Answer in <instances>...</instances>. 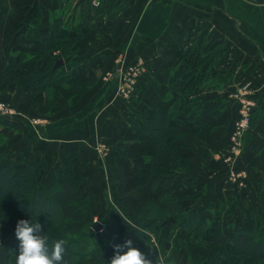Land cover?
<instances>
[{
    "label": "crops",
    "instance_id": "0c3cea01",
    "mask_svg": "<svg viewBox=\"0 0 264 264\" xmlns=\"http://www.w3.org/2000/svg\"><path fill=\"white\" fill-rule=\"evenodd\" d=\"M107 2L104 13L91 18L86 41L81 39L74 45L75 51L68 56L59 74L87 79L106 67H110L113 74L103 80L99 78L77 104L63 111V118L56 117L48 125L40 127L21 116L11 119L15 132L16 128L26 132L24 155L18 159L15 156L18 150L0 153V166L8 162L19 171H25L28 162L46 158L53 168L60 154L64 155L63 160L68 151L76 147L75 170L86 178L83 190L95 197L102 194L109 176L116 174L111 169L115 167V153L126 144L128 125L133 119L131 109L142 117L148 115L166 92L183 94L179 83L171 84L173 68L187 50L203 44L209 51L200 70L205 67L208 70L202 83L183 95L184 103L194 99L198 106L193 107V102L185 103L176 124L192 145L199 147V156L194 154L192 161L208 164V169L184 173L191 180L188 195L193 196L183 202L187 208L206 215V210H216L215 201L210 200L212 197L223 199L240 195L243 207L237 206L236 212L231 214L237 221L240 213L245 214L241 209L248 210L260 203L258 194L264 193V0ZM28 19L27 25L35 27L32 16ZM54 28L53 25L39 27L40 36L52 35ZM75 35L72 31V36ZM29 41L35 43L33 36L25 35L15 50L35 49L34 45L30 47ZM138 57L144 60L146 72L139 78L131 103V98L117 93L116 68L121 66V61ZM244 86L248 87L246 98L255 103L251 125L242 137L243 150L234 155L229 143L239 116V100L233 95ZM43 136L47 138L42 141ZM98 143L110 147L105 157L97 156ZM96 158L102 166L111 168H107V176L104 169L96 172ZM63 163L61 161L60 165ZM235 171H243L246 176L243 183L238 182L239 186L228 179H233ZM43 177L47 175L44 173ZM209 181L217 183L206 191L199 188V182L202 185ZM92 200L95 204L94 196ZM214 217L215 214H211L212 220ZM221 218L212 224L220 226ZM238 223L239 220L234 225L240 226Z\"/></svg>",
    "mask_w": 264,
    "mask_h": 264
},
{
    "label": "trees",
    "instance_id": "16d2710c",
    "mask_svg": "<svg viewBox=\"0 0 264 264\" xmlns=\"http://www.w3.org/2000/svg\"><path fill=\"white\" fill-rule=\"evenodd\" d=\"M35 5L33 27L27 23ZM60 6L61 0H15L13 17L0 12V90L13 82L26 90L43 86L47 90L34 95L32 106L45 113L56 108L54 93L58 89L63 107H71L99 79L97 74L87 79L57 77L62 65L55 68L56 62H68L71 48L80 39V34L70 36L67 27L57 28L40 48L29 52L15 50L31 29L38 38L39 27L49 25L50 13ZM56 48L61 49L58 55L53 53ZM208 51L203 44L187 50L171 75V84L179 83L183 94L166 92L146 117L133 118L128 125L126 146L115 153L116 174L109 179L117 188L124 212L130 213L125 228L122 218L107 216L100 218L101 229H92L95 221L89 222L86 216L93 212L94 204L92 195L82 188L85 177L75 170L76 147L68 151L67 164L47 179H43L49 166L46 158L28 162L25 171H19L12 163L1 165L0 221L12 228L21 219L38 222L41 234H46L49 242L65 240L69 264H110L113 245L129 239L153 264L160 260V245L172 240L186 243L195 259L201 250L208 249L218 251L224 264H264V227L258 226L256 219L230 233L199 212L184 209L181 196L175 194L183 158L178 156L173 141L184 134L176 120L182 111L179 108L183 95L202 83L208 67L202 71L200 67ZM36 59H42V68L33 64ZM0 123L14 124L2 115ZM130 231L132 236L127 237ZM18 247L15 236L0 249V262H14Z\"/></svg>",
    "mask_w": 264,
    "mask_h": 264
},
{
    "label": "rangeland",
    "instance_id": "374dc122",
    "mask_svg": "<svg viewBox=\"0 0 264 264\" xmlns=\"http://www.w3.org/2000/svg\"><path fill=\"white\" fill-rule=\"evenodd\" d=\"M120 3H121V1H120ZM36 5L33 8V11H31L29 14L30 16H32V20L34 19L33 17L35 15ZM106 6H108L107 0H61L60 8L58 10H56L55 12L50 13V22H49L50 24L49 25H53V27L55 26V28H54L55 30H57V28H59V27H61V28L67 27V28H69L70 36H72V31H75L76 32L75 36H78L80 34L79 40L83 39V41H86L84 39L87 36V30H88V26H89V23L91 21V18L95 14L104 13ZM119 6L123 7L121 4ZM15 11H16L15 0H0V12L2 14H5L8 18H11V17H13ZM106 14H108V13H106ZM81 25H82V27H80ZM34 32H35L34 29H31L30 31L27 32L26 35L27 36H33L35 43L32 42V44H31L30 43L31 41H29V43H30V47H32V45H34L33 47H35V49L40 48V46L51 36V35L50 36L49 35L44 36V37L39 36L38 38H35ZM38 34L39 33H37V35ZM74 45H73V47H74ZM73 47L71 48V54L75 51V50H73ZM32 50H34V49H32ZM27 52H29V51H27ZM60 52H61L60 48H56L53 51V53L56 55L60 54ZM41 60L36 59L33 62V64L38 68H42L41 67ZM64 62H65V60H64ZM112 74H113V71L111 70L110 67H106L104 70L101 69L97 73L98 78H100L99 80H101V79L103 80L106 77L108 78L109 75H112ZM60 75L61 74L57 75V77H59ZM62 75L68 76L66 73H64V74L62 73ZM91 88L89 90H91ZM46 90L43 88V86H36L30 90H26L17 82L11 83L8 88H6L4 90H0V115H2L3 117H5L7 119H14L15 117L21 116V117H23L22 119H26L27 121H30L34 125H39L40 127H41V125H48L56 117L57 118H59V117L63 118L64 117L63 111L67 108H71L72 106L71 107H67V106L63 107V105H62L63 102L61 99V97H62L61 89H58L54 93L55 105H56L55 109L49 111L48 113H45V112H41V111L37 110L36 108H34L32 106L34 95L38 92H41V91L45 92ZM87 92H85L84 94H86ZM117 93L120 96L123 95L121 93V90L119 89V87L117 88ZM134 93H131L130 96H128L127 98L130 99L134 95ZM132 99L133 98L130 99L131 103H132ZM234 99L238 101V99H236V98H234ZM79 100L75 104H77L79 102ZM242 100L246 101L247 98H243ZM194 101L195 100L193 99L189 103H187V101H185V103L190 104L193 102V104H192L193 107H197L198 104H196V102H194ZM185 103H184V101H182L179 109H182L184 107ZM253 103H255V102H253ZM238 105H239V113H238L239 116L234 122L233 130H232L231 137H230L231 143H229L230 151H233L234 155H236L238 152L241 153V151L243 150L242 148H243V143H244L243 138L240 141H235V139H234V134L238 128V124L245 119V117L241 113V108L243 107L241 100L239 101ZM244 105H246V104H244ZM132 111H135V110L131 109V118L139 117V116H136V114H134L135 112H132ZM252 113H253V111L250 112L251 121H252ZM146 116L147 115H144L142 117L144 118ZM34 119H38V121L36 123H34ZM13 127L14 126L10 127V126H6V125H2L0 123V153H7L11 150H18V152L16 153L15 156H17V158L19 159L20 156L24 155L23 143H24V135L26 134V132L24 130L19 131V129H17V128H16V132H15ZM17 131H19V132H17ZM67 134L68 133H66V136H67ZM46 138H47V136H43L40 139H42V141H43ZM125 143H126V141H125ZM192 144H193V142L190 140V138H188L185 135V133L173 141V145L176 147V152L178 153V156L183 158V166H181L177 171V173L179 174L178 178H177L178 188H177L175 194L177 196H179V195L181 196L183 208L188 209V210H192V209L187 208L183 201L188 199L189 196L190 197L193 196V194L188 195L190 192V189L188 188V186H190L191 180L189 178H187L186 175H184V173L185 172L187 173L190 171L192 173V172H196L199 170H201L202 172H205L208 169V164H202L201 165V162L198 160L192 161L194 154H196V156H199V152H200L199 149H197L199 147H195ZM125 146H126V144L125 145L122 144L121 148H119V149H122ZM47 147H48V145H47ZM108 149H110V147H107V145H105L103 143H98L97 147H96L97 156H99V158L103 157V156L105 157ZM63 157H64V155L60 154V157H59L60 160H58V162L55 161L56 166L54 167L52 165L54 169L49 167L50 166L49 165L47 167V169L44 170L43 174L45 173L47 175V177L46 178L43 177V179H47L49 177L54 176L55 173L60 168H62L63 166H65L67 164L68 154H67V156H65V159L61 160ZM99 158L95 159L96 163H94V164L96 166L95 168L97 169V170L96 169L95 170H96V172H98V171H102L104 169L105 176H107L109 174L108 173L109 170H107V168H109V169H111V168L105 164L102 166L98 160ZM61 161H62V163L63 162L64 163L60 165ZM5 164H8V162H6ZM111 171L116 172V167L111 169ZM94 173H95V171H94ZM234 173L235 174H233V176H232L233 179L231 177H229L228 179H229V181L231 180L230 182H236L237 183L236 186H239L238 182H240V184H241V183H243L242 181L244 179H246V178H244V177H246L245 173L243 171H240V173L238 172L239 174L237 173V171H235ZM109 177H111V176H109ZM195 179L196 178H194L192 180H195ZM240 179H242V180H240ZM85 180H86V178H85ZM216 183H217V181H214L212 183H210V181H209V183H203L202 185H200V182H199L198 186H200L199 188L202 189L203 191H206L209 189L208 187L210 185L212 188V186L216 185ZM105 186H107V188H105L103 190L102 194H97L96 195L97 197H95V195H92V198L94 196V200L96 203L94 204V208L92 210L93 212L90 214H87L86 217H87L88 221L91 222L93 220L94 221H100V218L104 219V217H107V216H112V217L117 216L118 218L123 219L124 224H125L123 228H125L128 225L127 223H129L130 213L124 212L123 207H122V203L118 200L119 196H118V193L116 191L117 188H116L114 182L109 181V179H108L107 184ZM217 186H218V184H217ZM230 186H231V184H230ZM258 198H260L259 199L260 203L254 205L257 207V209H254L255 208L254 206L248 210H245L244 208L241 209L243 212H245V214H244L245 217H244V215H242V213H240L239 214L240 219L236 217V219L239 220L238 224L243 225L245 223H252L256 219L258 226L264 227V193H263V191L260 192V194H258ZM210 200L215 201L216 210L214 212V211H211L210 209H208V211L206 210V212H205L206 215L202 214V216L204 218H207L210 223H212V221H214L215 219H217L219 221V217H222L219 227H222L227 232L232 233V231L238 226V225H234V223L237 224L238 220L236 221L235 217L233 215L231 216V214H234L236 212L237 206L243 207L241 200H240V195L233 194L232 196H230L228 198L225 197L223 199H220L219 196H214ZM192 211H194V210H192ZM211 214H215L216 218L214 217L212 220ZM231 217H232V219L230 220ZM132 232L133 231L126 233L127 237H131ZM14 237H15V228L4 225L0 221V249L9 245V243L11 242V240ZM137 248L139 249L140 246ZM189 250H190V248L188 247V245L186 243L176 242V241L172 240L169 242L162 243V245H160L158 254L160 256V261H163V264H224V262H225L224 258L220 255V253L218 251L210 252V250H208V249H203V250H201L199 256L195 259V258H192ZM184 261H186V263ZM0 263H3V262H0ZM4 264H15V261L12 263L10 262V263H4Z\"/></svg>",
    "mask_w": 264,
    "mask_h": 264
},
{
    "label": "clouds",
    "instance_id": "9594fccd",
    "mask_svg": "<svg viewBox=\"0 0 264 264\" xmlns=\"http://www.w3.org/2000/svg\"><path fill=\"white\" fill-rule=\"evenodd\" d=\"M15 236L19 240L15 264H69L65 240L49 242V237L41 234L38 222L19 220ZM113 248L114 255L110 264H153L151 259L133 245L131 239L123 244H115ZM156 264H163V261L157 260Z\"/></svg>",
    "mask_w": 264,
    "mask_h": 264
},
{
    "label": "built area",
    "instance_id": "2783aa9c",
    "mask_svg": "<svg viewBox=\"0 0 264 264\" xmlns=\"http://www.w3.org/2000/svg\"><path fill=\"white\" fill-rule=\"evenodd\" d=\"M144 60L141 57L134 59L133 61H121V66L116 68V73L119 76V89L123 96L128 97L131 93L136 91V86L139 82V78L145 72ZM248 87L244 86L239 88L233 95L234 98L241 100L243 107L241 108V113L245 119L238 124V128L234 134L235 141H240L243 137L244 132L251 125L250 112L253 109L254 103L247 98L246 101H243V98H246ZM246 104V105H244ZM38 119H34L36 123ZM238 143V142H237Z\"/></svg>",
    "mask_w": 264,
    "mask_h": 264
},
{
    "label": "water",
    "instance_id": "95a60500",
    "mask_svg": "<svg viewBox=\"0 0 264 264\" xmlns=\"http://www.w3.org/2000/svg\"><path fill=\"white\" fill-rule=\"evenodd\" d=\"M64 64V59H59L56 64H55V68L61 66ZM103 227V223L100 221H95L94 226L92 227V229H101Z\"/></svg>",
    "mask_w": 264,
    "mask_h": 264
}]
</instances>
